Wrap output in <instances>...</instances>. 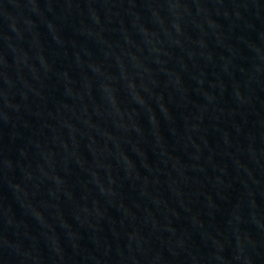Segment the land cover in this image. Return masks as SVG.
<instances>
[{
    "label": "water",
    "instance_id": "water-1",
    "mask_svg": "<svg viewBox=\"0 0 264 264\" xmlns=\"http://www.w3.org/2000/svg\"><path fill=\"white\" fill-rule=\"evenodd\" d=\"M0 264H264V0H0Z\"/></svg>",
    "mask_w": 264,
    "mask_h": 264
}]
</instances>
